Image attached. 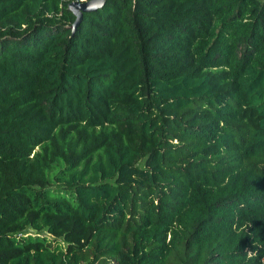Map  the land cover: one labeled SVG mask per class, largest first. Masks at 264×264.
Returning a JSON list of instances; mask_svg holds the SVG:
<instances>
[{
	"label": "trees",
	"instance_id": "obj_1",
	"mask_svg": "<svg viewBox=\"0 0 264 264\" xmlns=\"http://www.w3.org/2000/svg\"><path fill=\"white\" fill-rule=\"evenodd\" d=\"M0 0V264H264V0Z\"/></svg>",
	"mask_w": 264,
	"mask_h": 264
},
{
	"label": "water",
	"instance_id": "obj_2",
	"mask_svg": "<svg viewBox=\"0 0 264 264\" xmlns=\"http://www.w3.org/2000/svg\"><path fill=\"white\" fill-rule=\"evenodd\" d=\"M106 0H76L70 4V8L76 14V20L74 25H77L78 22L83 17L84 11L95 10L102 7L105 4Z\"/></svg>",
	"mask_w": 264,
	"mask_h": 264
}]
</instances>
